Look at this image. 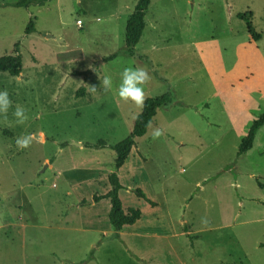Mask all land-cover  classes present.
I'll use <instances>...</instances> for the list:
<instances>
[{
	"label": "rangeland",
	"instance_id": "374dc122",
	"mask_svg": "<svg viewBox=\"0 0 264 264\" xmlns=\"http://www.w3.org/2000/svg\"><path fill=\"white\" fill-rule=\"evenodd\" d=\"M15 1L0 0V56L22 60L19 75L0 72L12 100L0 116V264H264V125L237 156L264 112V0H151L134 54L108 61L125 47L137 0ZM129 66L148 70L146 97L174 99L115 169L112 145L141 110L114 95ZM28 133L35 141L18 150L15 139ZM110 171L124 211H140L121 234L109 199L92 204L110 188Z\"/></svg>",
	"mask_w": 264,
	"mask_h": 264
},
{
	"label": "trees",
	"instance_id": "16d2710c",
	"mask_svg": "<svg viewBox=\"0 0 264 264\" xmlns=\"http://www.w3.org/2000/svg\"><path fill=\"white\" fill-rule=\"evenodd\" d=\"M47 1L48 0H17L11 3V5L27 7L30 4H44ZM150 1L151 0L136 1L134 8L127 17L125 23V47L122 50L109 54L105 58L106 61L115 58L119 53L126 55L134 54L133 48L139 42L142 35L145 25L144 16ZM238 16L239 18L246 21L247 29L251 34L252 39L258 40L261 37L260 33L254 31L251 22L245 16V14H238ZM33 30V21L32 19H29L25 27V33H30ZM21 66V55L17 51L0 56V72H7L12 76H17L21 71ZM173 99L174 96L170 91L164 92L157 96L146 97L143 109H141L135 116L136 118L133 121L131 131L123 139L112 145V148L116 154L114 161L115 169H118L122 166L130 150L135 147V138L142 136L146 132L148 122L153 121V118L157 112V108L171 103ZM262 125H264V112H262L256 119L253 120L246 135L241 139L237 150V156L248 151L252 147L255 134ZM97 145L104 146L105 142L100 140L98 141ZM107 179L110 185L108 191L102 194H94L92 198L94 202H97L103 198L109 199L110 208L108 212V219L113 229L117 232L120 231L123 226L131 225L136 220H138L140 218V211L134 208H129L127 211H124L122 208L121 200L118 195V191L122 188V185L119 181L116 171H110L107 175ZM259 186L264 188L263 183H259ZM134 192L138 197H141L151 203V201L144 195L141 189L137 188L134 190ZM144 264L146 263L144 262Z\"/></svg>",
	"mask_w": 264,
	"mask_h": 264
},
{
	"label": "clouds",
	"instance_id": "9594fccd",
	"mask_svg": "<svg viewBox=\"0 0 264 264\" xmlns=\"http://www.w3.org/2000/svg\"><path fill=\"white\" fill-rule=\"evenodd\" d=\"M120 82L114 91L115 97L118 101L123 103L131 102L136 107L143 109L146 94L144 86L150 80V75L145 67H125L120 72ZM102 90L108 92L113 88V79L111 75H104L102 81H100ZM86 90L89 93H96V86L85 85ZM12 108V100L9 97L8 91L0 90V116L5 120L8 118L9 109ZM12 115L16 124L23 125L27 120L26 109L21 105H16ZM136 117H134L135 119ZM151 121L148 122L147 127H151ZM153 139H158L163 135V132L159 128H154L151 132ZM36 137L34 134L28 133L18 136L15 139V144L18 150H23L32 145Z\"/></svg>",
	"mask_w": 264,
	"mask_h": 264
},
{
	"label": "water",
	"instance_id": "95a60500",
	"mask_svg": "<svg viewBox=\"0 0 264 264\" xmlns=\"http://www.w3.org/2000/svg\"><path fill=\"white\" fill-rule=\"evenodd\" d=\"M46 36H47V37H51L52 35H50V34H46ZM74 144H77V145H79V144H80V142H74Z\"/></svg>",
	"mask_w": 264,
	"mask_h": 264
},
{
	"label": "built area",
	"instance_id": "2783aa9c",
	"mask_svg": "<svg viewBox=\"0 0 264 264\" xmlns=\"http://www.w3.org/2000/svg\"><path fill=\"white\" fill-rule=\"evenodd\" d=\"M76 22H77L79 25L81 24V21H80V19H78Z\"/></svg>",
	"mask_w": 264,
	"mask_h": 264
},
{
	"label": "crops",
	"instance_id": "0c3cea01",
	"mask_svg": "<svg viewBox=\"0 0 264 264\" xmlns=\"http://www.w3.org/2000/svg\"><path fill=\"white\" fill-rule=\"evenodd\" d=\"M123 165V164H122ZM118 176V175H117ZM126 190H128V189H126ZM129 190H131V189H129ZM94 203V201H92V204ZM124 227V226H123ZM120 232V231H119ZM120 234H121V232H120ZM146 264H148V263H146Z\"/></svg>",
	"mask_w": 264,
	"mask_h": 264
}]
</instances>
